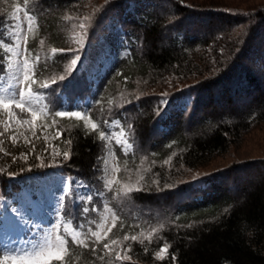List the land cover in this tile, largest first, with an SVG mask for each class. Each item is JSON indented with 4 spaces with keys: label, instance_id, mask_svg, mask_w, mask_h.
Returning <instances> with one entry per match:
<instances>
[{
    "label": "trees",
    "instance_id": "obj_1",
    "mask_svg": "<svg viewBox=\"0 0 264 264\" xmlns=\"http://www.w3.org/2000/svg\"><path fill=\"white\" fill-rule=\"evenodd\" d=\"M17 7L34 17L30 30L13 19ZM77 18L85 21L86 38L118 31L115 47L108 49L110 64L81 76L85 85L80 88L73 83L75 74L51 84L72 58L68 29ZM13 24L23 34L19 49L13 45L9 52L6 45L16 40ZM0 25V59L10 56L15 64L27 57L39 82L33 89L42 93L40 103L50 110L37 111V121L59 131L57 142L71 151L69 166L81 171L88 194L97 189L105 193L94 196L99 211L87 217L80 215V202L56 213L53 224L60 225L56 231L65 234L68 250L54 252L40 264H156L154 255L165 245L170 264H264V170L227 186L222 172L205 177L189 188V199L158 208L159 213L133 205L151 201L146 195H121L128 176L141 168L136 140L139 146L142 139L148 143L149 162L167 164L173 155L192 167L226 151L250 127L264 122V3L242 9L189 0H0ZM44 82L51 87L40 89ZM138 85L163 89L168 103L160 101L159 93L145 92L128 101L131 112L117 109L119 99ZM202 95L209 97L204 106ZM81 109L99 123L97 131L86 135L90 129L82 119L55 115ZM121 129L128 133L130 150L116 143ZM100 131L112 135L101 140ZM69 139L70 146L65 143ZM108 180L113 185L105 190ZM107 216L110 223L99 242L94 237L86 240L87 247L72 242L73 231H98ZM147 233H152L148 249L145 244L135 247L133 260L116 261L104 248L126 235Z\"/></svg>",
    "mask_w": 264,
    "mask_h": 264
},
{
    "label": "rangeland",
    "instance_id": "obj_2",
    "mask_svg": "<svg viewBox=\"0 0 264 264\" xmlns=\"http://www.w3.org/2000/svg\"><path fill=\"white\" fill-rule=\"evenodd\" d=\"M189 1L201 4L228 5L242 9L255 8L264 3V0ZM85 21H88V17ZM85 21H80V18H77L68 29L70 32L68 33L73 36L72 49H79L81 42L84 45L82 51H72L71 60L76 55L83 57L80 70L75 72V76H73V83L77 88L85 85L84 81L80 80L81 76H88L98 70L101 71L110 64L108 49L115 47L119 39L117 30L104 36L100 35V38H95L94 34L90 38H86L83 32L86 30L80 28V24H84ZM71 60L66 63L63 75L68 74L67 70ZM60 75H57V78ZM145 92L159 93L160 97H163L160 101L166 100L163 89H144L138 85L136 89L128 91L119 99L117 109L130 111L128 110L130 109L129 106H127L128 101L138 98L142 95L141 93ZM51 95L54 96V92ZM206 97L200 96L199 101L203 102V106L208 102L209 97ZM183 99L186 101V97ZM183 102L181 103L183 104ZM9 112L13 113L14 116H10ZM24 120H27L28 123H23ZM6 127L8 128L7 131H5ZM58 132L57 129H51L48 125L38 122L37 118L33 123L31 112H21L15 107L10 109L0 107V133H3L0 135V141L3 142L0 143V149H2L0 150V221H2L0 244L5 249H25L30 246L29 240L37 234H43L41 229L52 228L57 216L55 195L61 191L62 180L66 182L71 180L73 186H75L76 181L83 182L80 175L81 171L69 166V160H65L62 155H57V152L62 154L64 151H68L62 149L60 143L57 142ZM117 138L120 139L119 136ZM136 143L142 158L141 168L137 172L135 171L133 175L128 176L129 185L125 186L123 191L129 187L141 189L134 191V193L146 195V198L151 199V201L136 200L133 205L143 206L145 211H151V213H159L158 208L169 207L170 209L175 202L189 199L191 195L189 188L197 185L201 179L215 173L222 172L224 183L227 186L242 177L248 178L257 171L264 170V122L256 123L250 127L226 151L214 154L192 167L175 161L173 155L169 157L167 164L159 165L149 162L145 159L148 143L143 139L140 140L142 147L138 145V140ZM22 154L27 156L26 160ZM74 193L78 196L87 195L88 189L74 187ZM30 195L31 199H28ZM130 195L132 196V194ZM122 200L126 201L125 199ZM76 203L78 201L74 204ZM13 207L21 209L25 218L31 219L32 224L28 226L31 231L21 229L15 224V214L10 211ZM109 223L110 217L107 216L99 226L98 232L103 233ZM34 225H39V228L34 227ZM133 236H137L136 241L131 240V236L128 240H125L124 237L116 240L115 244L112 243L109 246L108 253L115 256L116 261H121L116 259L117 253L123 256L126 249H131L127 252V255L130 256L135 247L144 244L143 249H148L146 245L151 241L149 233ZM160 249L156 254L160 252ZM156 254L154 255L156 264L171 263L166 251L160 253L162 258H157ZM0 264H13V262L11 260L3 261V254H0Z\"/></svg>",
    "mask_w": 264,
    "mask_h": 264
},
{
    "label": "snow or ice",
    "instance_id": "obj_3",
    "mask_svg": "<svg viewBox=\"0 0 264 264\" xmlns=\"http://www.w3.org/2000/svg\"><path fill=\"white\" fill-rule=\"evenodd\" d=\"M28 3V0H25V4ZM23 12V17L20 16V13ZM13 19L16 21H19L21 29L25 28V25L27 26V29L30 30L33 24L34 17L30 14V12L26 8H20L17 7L15 13L13 14ZM87 19V17H85ZM0 27H3V25H0ZM85 25L83 23L80 24V28H84ZM22 32L16 31V24L12 25V35L16 37V40L12 42V45H6L7 50L9 52L12 51V46L14 45L17 49H19V40L22 36ZM0 43H4V39L2 36H0ZM24 43L26 45L27 41L24 40ZM43 43V41H41ZM83 43H80L79 49H69V51L79 52L83 50ZM25 52H27V48L25 47ZM53 53H56L58 50L53 48ZM59 51H64L63 49ZM37 62L39 61V57L36 58ZM83 62V57L80 55H76L75 58L71 60V64L68 67L67 75H60L59 81L52 80L51 84H58L60 81H67L70 79V77L77 71L80 70V65ZM7 74V78L5 76ZM0 82H3L0 84V107L4 109H10L12 107L20 109L21 112H31L33 116V123L35 122V119L37 118V111H40L41 113H45L50 111L46 105H42L40 103L42 99V93L39 91H36L33 89V85L38 84L39 82L35 79V74L33 69L29 65V60L27 57L23 58L22 62H16L15 64L12 63L10 56H4L2 59H0ZM51 84L48 82L40 83L39 88L40 89H49L51 87ZM168 101L164 100L163 104H167ZM10 116H14L13 113L9 112ZM55 115L58 117H64V116H73L77 117L79 119H82L84 121V126L86 129H90V131H86V135L90 134L91 132H95L100 128L99 123L93 122V120L89 117L87 114V110L81 109L77 111H56ZM19 123V121H17ZM23 123L27 124L28 121L24 120ZM105 123H108V121H105ZM128 129H131L133 126L128 125ZM8 128H5V131H7ZM0 135H3V133H0ZM58 137L60 133L58 132ZM112 135L111 133L100 131L99 137L101 140H107L109 136ZM120 139L116 141L117 144L123 145V148L125 150H130L133 145L128 140V133L121 129L118 133ZM13 139H15L13 137ZM0 143H3L0 141ZM65 143H67L69 146L72 144V141L66 140ZM2 150V149H0ZM57 155H62L65 160L71 159V151H64L62 154L57 152ZM23 158L26 160L27 156L22 154ZM98 160L101 161V163H104V161L98 157ZM44 166V165H41ZM97 170L103 172V169L98 164ZM111 172V169H109V173ZM74 179V178H73ZM113 182L111 180L104 182V189L110 190L112 188ZM74 187L76 188H88L89 185L86 183H83L81 181H76L75 186H73L71 180L69 181H61V191L58 195H55L56 200V211L57 212H63L64 210L68 209L71 206H74L75 202H80L83 204L82 207H80V215L82 217H87L89 213L91 212H97L99 211L98 206L94 202V196L95 197H103L104 191H101L100 189H97L95 193H89L87 195L78 196L74 193ZM141 189H133L131 187L126 188L121 195L125 198H128L130 194L133 191H140ZM28 199H31V195L28 197ZM12 213L15 214V224L20 227L21 229H25L28 231H31V229L28 227L30 224H32V221L30 218H25V216L22 214L21 209L13 207L10 209ZM106 219V217H105ZM115 219H117L115 216H113V224L115 223ZM0 225H2V221H0ZM34 227L39 228V225H34ZM60 227L59 224H53L52 228L49 229H41L42 235L37 234V236L33 237L31 240H29V247L25 249H5L2 244H0V254H3V261L11 260L13 264H40L42 260L45 258L51 259L53 256V253L60 252V251H67L68 250V240L64 233L56 231ZM68 230L65 229V232ZM111 231V229H109ZM153 232H155V229H153ZM105 236H107V232L104 233ZM152 233H149V237H151ZM72 242L76 243L78 245H84L87 247L86 240H90L91 238H95L96 242H99L101 239L100 232L94 231L91 228L87 229L84 232L79 231V229L73 231L71 233ZM125 240H128L129 237L126 235L124 237ZM131 240L136 241L137 236H131ZM113 244L116 243V241H112ZM167 245L162 247L160 249V252L156 254L157 258H162L160 256V253H163L167 250ZM105 249H109V245H104ZM95 251V249H93ZM131 251V249H126L125 254L121 256L120 253H117L116 259L117 260H130L131 257L127 255V252ZM147 251V249H145ZM55 258L57 260L61 259V256L56 255ZM173 261L175 260V257L172 258Z\"/></svg>",
    "mask_w": 264,
    "mask_h": 264
}]
</instances>
